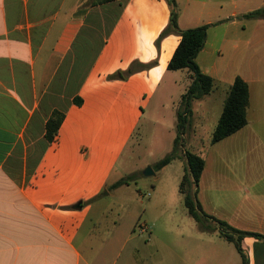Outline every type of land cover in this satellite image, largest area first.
<instances>
[{"label":"crops","instance_id":"obj_1","mask_svg":"<svg viewBox=\"0 0 264 264\" xmlns=\"http://www.w3.org/2000/svg\"><path fill=\"white\" fill-rule=\"evenodd\" d=\"M88 1L0 0V264H116L126 240L118 227L104 228L98 239L111 208L102 198L120 188L109 189L118 181L112 172L164 80L185 73L179 101L190 85L187 70H167L179 36L157 42L169 22L165 0ZM174 1L181 30L209 26L195 62L214 84L191 103V118L202 114L194 131L210 123L212 134L236 77L248 87L246 125L208 142L220 167L207 182L204 161L198 201L232 228L264 236V16L242 17L264 11V0ZM241 22L253 25L242 41L246 64L228 75L217 60L239 50ZM130 67L136 71L126 79H108ZM53 110L64 119L47 144ZM238 151L248 161L232 165L223 180L217 171L227 169L224 155ZM260 152L262 163L249 160ZM242 249L247 264H264L263 240L246 237ZM238 256L234 264H241Z\"/></svg>","mask_w":264,"mask_h":264},{"label":"rangeland","instance_id":"obj_2","mask_svg":"<svg viewBox=\"0 0 264 264\" xmlns=\"http://www.w3.org/2000/svg\"><path fill=\"white\" fill-rule=\"evenodd\" d=\"M243 24L241 22L237 29L239 50L225 52L217 60L228 75L237 73L246 64L242 58L245 49L242 41L251 34L253 25L241 28ZM232 32L231 36L235 37V31ZM176 74L164 80L149 105L143 109L140 125L122 152L110 178L115 181L131 177V180L111 196L102 198L111 208L105 222L100 225L98 239L105 233L103 229L111 226H117L123 240L126 239L116 264H234L239 260L233 245L221 239L217 232H201L188 215L182 196L178 193L185 165L183 159L172 161L159 172L152 169L173 148L176 112L181 110L178 95L183 89L182 85L186 84L185 73ZM173 78L176 85L173 84ZM196 114L185 130L181 151L195 153L203 158L207 164L205 179L208 182L214 180V170L220 166L216 163L215 147L207 148L211 138L210 123L196 131L193 129L196 123L202 121V114L198 110ZM212 117L214 119V114ZM262 158V152L249 155L253 163H262ZM247 161V156L239 151L234 156L228 152L223 157L227 169L222 167L217 173L223 180L230 179V167ZM147 166L152 169L154 176H143ZM202 201L210 211L204 199ZM141 229L143 233H139Z\"/></svg>","mask_w":264,"mask_h":264},{"label":"trees","instance_id":"obj_3","mask_svg":"<svg viewBox=\"0 0 264 264\" xmlns=\"http://www.w3.org/2000/svg\"><path fill=\"white\" fill-rule=\"evenodd\" d=\"M110 1L112 0H91V6L101 5ZM165 2L170 9L169 22L166 28L160 33L157 42L170 34L179 36L180 41L167 65V70H187L191 73V82L185 94L181 97V110H177L176 112V136L173 140L172 151L156 162L152 169L154 172H159L168 166L172 161L176 159H183L185 165L178 187V193L182 196V202L188 215L194 220L201 232H217L220 238H222L225 242L232 244L240 255L241 264H247V260L242 249V240L246 237H251L264 241V236L257 233L242 232L234 229L226 222L207 214L203 210L200 202L198 201V185L204 169V160L195 153L184 150L181 151V149H183V135L187 127L190 125V118L192 114L191 103L194 100L202 99L210 94L214 84L213 79L204 75L195 62L196 57L204 47L206 31L209 26L204 25L192 29L181 30L177 23L178 14L176 11L175 1L165 0ZM262 16H264V11L256 10L244 14L242 17L243 19L249 20L257 19ZM87 49L91 51L89 46ZM79 61H81V57L79 58ZM137 66L139 70H145L150 65L139 64ZM135 71L136 69L134 67H130L125 72L117 71L113 75L109 76L108 79L124 80ZM78 77L81 79L82 75L79 74ZM248 99V87L246 83L239 77H236L228 89L222 112L211 134L209 145H214L233 135L246 125V109L248 107ZM81 103L82 101L78 96H74L72 98L73 105L80 106ZM63 119L64 114L58 110H53L50 114L45 123L43 136L47 144L52 143L56 138ZM129 180H131V177L118 180L112 184L109 189L113 190L127 185ZM71 208H78V205H74Z\"/></svg>","mask_w":264,"mask_h":264},{"label":"water","instance_id":"obj_4","mask_svg":"<svg viewBox=\"0 0 264 264\" xmlns=\"http://www.w3.org/2000/svg\"><path fill=\"white\" fill-rule=\"evenodd\" d=\"M143 176L145 177L154 176V172L149 166H147L143 172Z\"/></svg>","mask_w":264,"mask_h":264},{"label":"built area","instance_id":"obj_5","mask_svg":"<svg viewBox=\"0 0 264 264\" xmlns=\"http://www.w3.org/2000/svg\"><path fill=\"white\" fill-rule=\"evenodd\" d=\"M143 231H144V230L141 229V230L139 231V233H143Z\"/></svg>","mask_w":264,"mask_h":264}]
</instances>
